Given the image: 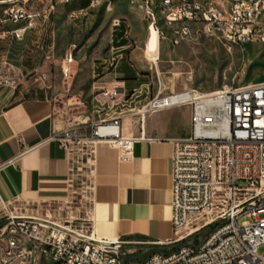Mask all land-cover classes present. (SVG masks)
I'll list each match as a JSON object with an SVG mask.
<instances>
[{"label":"built area","instance_id":"built-area-1","mask_svg":"<svg viewBox=\"0 0 264 264\" xmlns=\"http://www.w3.org/2000/svg\"><path fill=\"white\" fill-rule=\"evenodd\" d=\"M82 1L89 2L88 8L114 2L54 0L37 10L24 7V0H0V6H7L0 20L20 21V28L7 29L0 38L23 41L35 29L32 15H47L49 20L60 3L70 6ZM141 2L150 28L154 26L161 34L158 22L163 21L173 29L174 46L200 36L232 47L264 45V0H229L226 5L164 0V7H157V0ZM115 51L113 68L123 59V51ZM119 89L117 85L104 88L102 98H95L106 116H114L94 124L91 134L84 126L68 129L56 123L53 139L71 153L76 144L93 145L94 166L102 145L114 152L118 165L130 161L136 139L122 133L121 114L117 116L116 111L127 100H122ZM137 94L140 97L142 92ZM175 106L192 109L190 136L175 141V237L169 248L128 264H264V252L260 253L264 249V82L209 94L189 89L163 95L160 90L141 113ZM107 182L108 178H96L95 187ZM56 212V216L51 210L44 216L19 212L0 195V264H125L128 246L136 242L97 238L90 209L78 218L73 215L72 202L57 206Z\"/></svg>","mask_w":264,"mask_h":264},{"label":"rangeland","instance_id":"rangeland-1","mask_svg":"<svg viewBox=\"0 0 264 264\" xmlns=\"http://www.w3.org/2000/svg\"><path fill=\"white\" fill-rule=\"evenodd\" d=\"M201 1L213 4L228 2ZM29 5L42 10L50 3L48 0H35L33 5L31 0ZM80 6L81 2L68 7L58 5L50 19L40 21L23 41L0 38V111L42 93L54 108L56 123L64 124L68 129L84 126V130L91 134L94 124L114 116H106V111L98 107L95 98H102L99 95L108 81L107 75L114 69L111 60L116 56L114 33L119 29L117 24L124 25L126 31H131L132 26L134 29V25H146L150 38L153 30L141 0H114L111 6L77 9ZM44 16L39 15V18ZM158 26L161 29L159 46L152 49L157 52L161 40L162 52L151 55L149 62L153 67L144 75L148 86L140 97L136 98L137 94L133 99L148 104L160 90L163 95L173 89H196L209 94L229 86L264 82L263 44L232 47L216 38L200 36L174 46L173 29L163 21H159ZM2 30L0 26V32ZM153 56L159 60L154 61ZM116 113L118 116L121 110L117 109ZM72 153L75 164L71 200L73 215L82 218L94 199V147L76 144ZM12 208L40 216H44L47 210H51L54 216L57 214L56 206L45 208L22 201L13 202ZM187 243L191 240L172 247L175 249ZM156 249L129 248L124 256L125 264L145 261L161 251ZM263 252L264 249L260 251Z\"/></svg>","mask_w":264,"mask_h":264},{"label":"crops","instance_id":"crops-1","mask_svg":"<svg viewBox=\"0 0 264 264\" xmlns=\"http://www.w3.org/2000/svg\"><path fill=\"white\" fill-rule=\"evenodd\" d=\"M6 7L0 6V10ZM32 18L36 27L40 21H48L47 15L43 19L39 15ZM0 26L3 28L0 33L6 27L13 28L7 22ZM134 26L122 37L127 42L119 47L123 59L107 75L104 86L108 89L117 85L122 99L130 97L118 109L123 135L136 139L133 158L118 165L107 145L98 148L95 178H108L109 183L95 187L89 217L99 239H124L136 242L128 248L162 250L169 248L175 237L172 224L175 141L190 136L192 109L175 106L141 113L146 102L133 98L136 92L143 94L148 86L144 75L153 67L149 62L151 55L161 54L162 43L160 40L159 50L153 52L152 47L158 49L159 45H151L148 27ZM185 90L173 89L165 95ZM54 115L52 104L42 94L0 111V195L5 201H22L45 208L71 202L73 153L53 139Z\"/></svg>","mask_w":264,"mask_h":264},{"label":"bare ground","instance_id":"bare-ground-1","mask_svg":"<svg viewBox=\"0 0 264 264\" xmlns=\"http://www.w3.org/2000/svg\"><path fill=\"white\" fill-rule=\"evenodd\" d=\"M31 0H24V7H29L28 4L30 3ZM54 0H48V2L50 3V5H52ZM158 2V1H157ZM65 5H67V3H63ZM158 4L160 5L159 7H164V0H159ZM10 23L11 26H13L14 28H20V21H15V20H0V23ZM32 22L34 23V28L36 27V21L32 18ZM152 28V32H151V42L153 46H158L159 44V32L158 30L154 27L151 26ZM152 59L154 61H158V57L157 56H153ZM101 132H103V128L101 129Z\"/></svg>","mask_w":264,"mask_h":264},{"label":"trees","instance_id":"trees-1","mask_svg":"<svg viewBox=\"0 0 264 264\" xmlns=\"http://www.w3.org/2000/svg\"><path fill=\"white\" fill-rule=\"evenodd\" d=\"M68 6L65 5V7H68ZM88 7H89V2L82 1L80 8H77V9H87ZM125 31H126L125 26L121 24L119 29L116 30L114 33L115 34L114 35V38H115L114 43H115L117 48L122 47V46L126 45V43H127L126 40L124 38H122L124 36Z\"/></svg>","mask_w":264,"mask_h":264}]
</instances>
